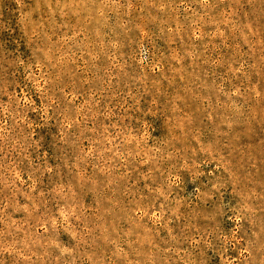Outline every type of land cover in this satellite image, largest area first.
Instances as JSON below:
<instances>
[{"label":"rangeland","instance_id":"obj_1","mask_svg":"<svg viewBox=\"0 0 264 264\" xmlns=\"http://www.w3.org/2000/svg\"><path fill=\"white\" fill-rule=\"evenodd\" d=\"M0 264H264V0H0Z\"/></svg>","mask_w":264,"mask_h":264}]
</instances>
